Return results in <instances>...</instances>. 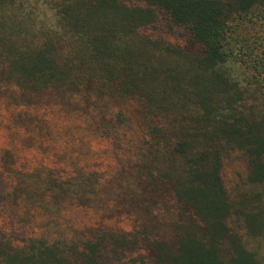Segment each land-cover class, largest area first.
<instances>
[{
	"label": "rangeland",
	"instance_id": "obj_1",
	"mask_svg": "<svg viewBox=\"0 0 264 264\" xmlns=\"http://www.w3.org/2000/svg\"><path fill=\"white\" fill-rule=\"evenodd\" d=\"M76 1L0 2L6 52L0 55L1 264H18L40 243L66 264H81L91 244L100 264H165L176 257L179 238L203 230L193 208L175 194L185 161L174 148L180 141L187 155L206 151L220 160L230 204L229 232L217 245L222 262L238 239L264 264V174H254L243 139L217 131L219 120L232 115L255 122L264 137V0L229 23L222 70L228 85L203 102L187 76L171 83L157 74L132 87L123 73L109 75L89 63L61 21V10ZM122 2L148 8L141 0ZM150 10L151 21L137 24L134 47L159 41L182 56L146 45L149 52L138 60L152 58L159 70L184 75L186 57L198 46L186 28ZM47 38L72 68L51 84L21 77L10 58Z\"/></svg>",
	"mask_w": 264,
	"mask_h": 264
},
{
	"label": "trees",
	"instance_id": "obj_2",
	"mask_svg": "<svg viewBox=\"0 0 264 264\" xmlns=\"http://www.w3.org/2000/svg\"><path fill=\"white\" fill-rule=\"evenodd\" d=\"M2 0H0L1 2ZM122 1L130 0H77L64 6L61 21L73 32L80 51L89 57V63L103 65L105 73H123L132 87L137 82L147 81L157 74L164 75L171 83L187 76L189 85L198 90L197 97L207 101L216 88L226 87L228 80L223 75L227 61L226 39L228 25L235 16L245 15L260 0H141L150 9H159L169 21L186 28L189 40L198 46V53L187 56V68L172 73L170 67L159 70L150 60H138L139 54L149 50L160 51L167 55L182 56L178 48L160 44L159 41H140L134 47L138 23L152 19L151 10L129 7ZM2 43V39H0ZM6 54L5 48L0 55ZM21 77L51 84L60 81L72 68V63L58 54L55 42L45 39L34 49L21 48L10 58ZM63 61L60 64V61ZM157 76V77H158ZM109 77V76H107ZM255 122H246L239 117L227 116L219 120L217 131L227 139H243V147L249 154L250 164L255 175L264 174V137L258 132ZM175 151L185 157L181 171L176 176L175 194L193 208V213L203 225L201 236L188 233L179 238L176 257L163 260L165 264H256L252 253L234 239L233 255L229 261L222 262L217 245L229 228L225 223L230 204L220 174L221 163L216 154L201 152L189 154L186 141H180ZM248 216L247 222L254 225ZM86 252V253H85ZM85 255L81 264H100L97 261V245L84 248ZM18 264H66L56 256L53 247L40 243L32 253L24 254ZM1 264V262H0Z\"/></svg>",
	"mask_w": 264,
	"mask_h": 264
}]
</instances>
